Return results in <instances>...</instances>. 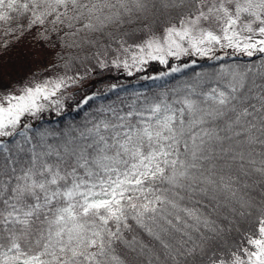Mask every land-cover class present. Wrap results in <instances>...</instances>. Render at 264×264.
Masks as SVG:
<instances>
[{"label": "snow or ice", "instance_id": "snow-or-ice-1", "mask_svg": "<svg viewBox=\"0 0 264 264\" xmlns=\"http://www.w3.org/2000/svg\"><path fill=\"white\" fill-rule=\"evenodd\" d=\"M123 25L126 32L113 34ZM0 29V48L34 31L43 46L35 56L56 61L50 72L0 91V264H264V197L246 243L213 247L214 213L232 201L241 214L251 207L241 183L248 187L257 173L253 184L264 193V58L255 69L220 64L213 77L171 97L160 90L101 102L58 145L47 137L59 133L33 136L25 123L46 108L59 111L60 97L80 83L73 58L61 55L65 46H95L105 67L101 57L115 42L111 64L130 75L153 60L177 72L188 65L171 59L264 53V0H0ZM141 30L143 39H125ZM96 33L108 40L101 44ZM93 98L104 96L91 92L77 106ZM124 248L147 259L130 262Z\"/></svg>", "mask_w": 264, "mask_h": 264}, {"label": "trees", "instance_id": "trees-1", "mask_svg": "<svg viewBox=\"0 0 264 264\" xmlns=\"http://www.w3.org/2000/svg\"><path fill=\"white\" fill-rule=\"evenodd\" d=\"M134 15H139L135 13ZM147 22V21H145ZM161 24L163 18H161ZM128 25L121 26L120 29H111L113 34L117 32L123 34L128 30ZM2 32V29H0ZM146 30L136 32L132 36H125V39L132 43L134 40L138 41L144 38ZM103 36V39L100 37ZM94 38L100 39V43L104 44L108 40V37L103 33L94 34ZM5 39L0 35V41ZM117 41L119 36L116 37ZM43 49V46L39 43L35 37V32L31 34L26 33L18 41L10 43L9 47L4 50L0 48V91L4 86H11L13 89L18 83L26 82L30 74H39L43 71L50 72L47 63L44 62L40 66L35 65V48ZM117 48V43L111 42V47L105 49L106 56L101 58L106 60V66L101 67L97 62L96 47L92 45H84L80 48L77 47H64V52L61 55L64 59L69 57L72 60V70L79 71L82 74L80 83L71 86L66 94H63L60 99L63 101V107L58 111L56 106L44 109L35 117H31L25 120V123L31 126V134L36 135L37 130L48 129L52 132L59 133V135L48 136L47 142L53 145H58L61 141L67 139V136L74 135V132H66L65 129L73 124H81L85 119V113L93 115L94 109L98 108L100 103L105 104L111 100H117V97L124 99L126 93L137 92L141 95H154L160 90H168L169 97H171L172 89H178L176 94H180L182 91H187L183 88L185 84H196L197 80H208L220 71V64L224 65H239L241 69L251 65L254 69L264 58V53L255 52L249 56L243 52H236L234 55L232 49H226L228 53L226 56H220L219 59H213L208 57H194L196 64H191L187 57H182L180 60L171 59L172 64H187L188 67L181 68L177 72H169L170 65H162L158 61H148L143 69L134 70L131 75L126 72L123 66L116 67L111 64V59L114 57ZM55 52H60L59 47L55 49ZM47 53V52H46ZM65 53L67 55H65ZM48 54L50 64H55L56 61L52 58V54ZM217 55L219 50L217 49ZM33 61V62H32ZM62 69V65L60 66ZM58 71L60 69H57ZM166 73L163 77H157L158 73ZM197 73H200V77H197ZM251 75V74H250ZM257 75V82L259 83V73ZM116 83L121 86L120 89L112 90L108 92L105 89L106 84ZM207 83L202 87L207 88ZM147 90V91H145ZM91 92H99L104 96V99L93 98L88 104L78 103L85 95H89ZM127 99H131V96H127ZM4 139V138H0ZM38 139V137H37ZM35 142V141H34ZM239 162H234L231 171L239 175L237 172V165ZM225 172L229 169H224ZM245 179L244 176H240V181ZM260 179L259 174L252 173L247 177L248 187H244L241 183V193L247 194L250 197L252 204L250 208H245L243 214H241L240 204L237 201H232L231 206L224 205L219 213H214V218L217 219L219 225V234L215 236L213 241V247L218 250L227 252L234 246H239L242 241L246 243V234L249 232H256L257 217L262 211V197L264 193L261 192L260 184H253V181ZM235 208V211L232 209ZM134 233L146 242L151 238L147 237L139 228L133 223ZM129 239L133 235V232L126 233ZM215 235V234H214ZM179 236V234H177ZM123 248V246H121ZM123 254L130 262L144 261L146 256H140L137 253L130 252L126 248L123 249ZM203 259H206L203 258Z\"/></svg>", "mask_w": 264, "mask_h": 264}, {"label": "rangeland", "instance_id": "rangeland-1", "mask_svg": "<svg viewBox=\"0 0 264 264\" xmlns=\"http://www.w3.org/2000/svg\"><path fill=\"white\" fill-rule=\"evenodd\" d=\"M37 49H41V48H35V52H36V50ZM42 50V49H41ZM42 61H44V62H46L47 64L46 65H48V64H50V61H49V59H48V54L45 52L44 53V55L42 56V57H36L35 56V65L36 66H40V65H42V63H44V62H42ZM33 62V61H32Z\"/></svg>", "mask_w": 264, "mask_h": 264}]
</instances>
